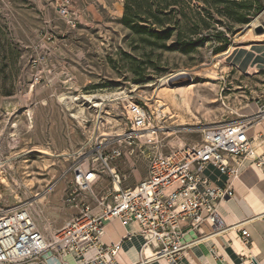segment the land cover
<instances>
[{
	"label": "rangeland",
	"instance_id": "rangeland-1",
	"mask_svg": "<svg viewBox=\"0 0 264 264\" xmlns=\"http://www.w3.org/2000/svg\"><path fill=\"white\" fill-rule=\"evenodd\" d=\"M255 21L264 29V0H0V210L34 204L52 237L75 213L73 166L127 133L130 103L150 114L165 155L238 118L221 94L242 90L229 57L264 34ZM192 85L191 112L175 107L170 96ZM145 149L111 164L122 189L146 177ZM98 169L105 196L113 182Z\"/></svg>",
	"mask_w": 264,
	"mask_h": 264
},
{
	"label": "built area",
	"instance_id": "built-area-1",
	"mask_svg": "<svg viewBox=\"0 0 264 264\" xmlns=\"http://www.w3.org/2000/svg\"><path fill=\"white\" fill-rule=\"evenodd\" d=\"M61 11L66 15V10ZM128 114L127 133L103 143L106 149L112 148L108 153L103 151L92 164L89 159L73 166L74 189L65 203L75 213L52 237L40 230L33 204L0 210V264H115L122 243L106 242V224L112 221L122 227L137 224L145 237L142 253L155 248L153 261L182 264L183 253L208 237L202 234L186 242L187 230L201 233L207 223L214 233L226 229L218 207L235 195L231 181L238 177L242 163L254 161L264 168V159L247 135L252 119L211 125L201 143L180 146L165 155L154 138L157 132L149 137L150 114L136 103L129 104ZM142 146L146 147L140 153L148 164L147 175L136 186L122 189L123 179L111 164ZM99 166L113 182L105 196L94 193ZM209 166L228 181L214 185L205 173ZM241 237L248 244V231L241 230Z\"/></svg>",
	"mask_w": 264,
	"mask_h": 264
},
{
	"label": "crops",
	"instance_id": "crops-1",
	"mask_svg": "<svg viewBox=\"0 0 264 264\" xmlns=\"http://www.w3.org/2000/svg\"><path fill=\"white\" fill-rule=\"evenodd\" d=\"M229 61L231 69L243 76V85L239 87L242 90L239 94H229L226 92L231 91L225 87L221 95L225 93L223 99L230 101L234 98V103L240 104L236 113L238 118L232 120L252 119L247 135L257 155L264 159V34L255 36L248 45L233 52ZM205 173L216 186L228 181L212 166ZM231 182L235 195L218 207L226 229L214 233L208 223L202 226L201 233L185 229L186 242L199 239L202 234L208 237L183 253L182 264H242L251 261L264 264V168L246 160L238 177ZM243 229L250 234L248 244L241 237ZM106 230L108 245L122 243L115 264H166L152 260L154 246L142 253L145 237L139 234L137 224L122 227L119 222L112 221L106 224Z\"/></svg>",
	"mask_w": 264,
	"mask_h": 264
},
{
	"label": "bare ground",
	"instance_id": "bare-ground-1",
	"mask_svg": "<svg viewBox=\"0 0 264 264\" xmlns=\"http://www.w3.org/2000/svg\"><path fill=\"white\" fill-rule=\"evenodd\" d=\"M260 25V23L258 21H255L253 23L252 26L254 27H258ZM231 52V51H230ZM185 75H188L187 72H183V73H180L179 76H185ZM174 77H172L170 80H172ZM195 88L196 86L195 85H192L190 87H187V88H184V89H180L179 92L177 94H172L170 96V99L173 103V105L175 107H177L178 109L180 107H186V109L188 110V112H191V106H192V102L195 98V94H197L195 92ZM200 97V96H199ZM201 98V97H200ZM161 108L163 106H160ZM149 134H150V138L153 137V131L152 129L148 131ZM110 136V135H109ZM236 181V180H235ZM118 189H120L118 186H117ZM45 200V197L42 198L41 200L37 201L38 203H43ZM36 204V203H35ZM34 205V204H33ZM38 206V205H37Z\"/></svg>",
	"mask_w": 264,
	"mask_h": 264
},
{
	"label": "water",
	"instance_id": "water-1",
	"mask_svg": "<svg viewBox=\"0 0 264 264\" xmlns=\"http://www.w3.org/2000/svg\"><path fill=\"white\" fill-rule=\"evenodd\" d=\"M264 32V29L262 27H257L256 28V33L257 34H262Z\"/></svg>",
	"mask_w": 264,
	"mask_h": 264
},
{
	"label": "trees",
	"instance_id": "trees-1",
	"mask_svg": "<svg viewBox=\"0 0 264 264\" xmlns=\"http://www.w3.org/2000/svg\"><path fill=\"white\" fill-rule=\"evenodd\" d=\"M242 22L246 23V22H247V20H246V21H245V20H243ZM140 29H141V31H146V28H144V27H141Z\"/></svg>",
	"mask_w": 264,
	"mask_h": 264
}]
</instances>
